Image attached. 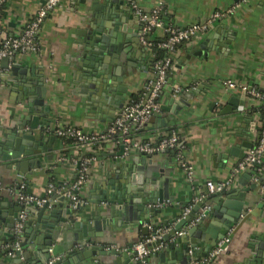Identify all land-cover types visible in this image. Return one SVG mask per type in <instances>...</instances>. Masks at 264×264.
Masks as SVG:
<instances>
[{
	"label": "crops",
	"instance_id": "0c3cea01",
	"mask_svg": "<svg viewBox=\"0 0 264 264\" xmlns=\"http://www.w3.org/2000/svg\"><path fill=\"white\" fill-rule=\"evenodd\" d=\"M118 1L122 0H59L39 27L34 39L36 51L18 54L8 60L6 68L2 67L0 204L3 203V206L0 207V213L5 214L11 206L21 210L14 196L6 192L18 175L22 176L25 183V192L38 198H45L46 187L52 184L53 192L46 198L51 200L46 212L55 210L58 201L52 198L61 192L66 193L76 177V161L90 154L94 161L90 163L87 177L76 193L82 209L73 218L67 217L61 209L65 220L72 222L66 224L68 230L62 229L52 241L48 249L50 259H57L55 262L59 264L71 260L76 263L78 254L88 251L92 246L100 251L114 250L120 258L123 253L129 257L136 242L150 240L149 244L156 243L154 247L159 248L145 260L146 264H178L182 244L177 243L175 238L186 236V229L197 228L201 213L216 206L217 199L224 198L221 194L218 198L207 199L216 192L209 194L205 183L217 184L229 179L236 162L247 150L245 148L253 145L263 124L261 114L257 111L258 100L226 89L221 82L230 81L235 86H245L264 95V0H135L144 12L159 8L162 21L179 29L203 22L214 11L231 10L206 32L177 46L171 56L172 66L166 84L157 98V112L139 127L132 129L133 139L152 144L173 131L179 138L180 156L190 169L189 175L179 167L173 154L168 151L145 155L129 149L125 153L120 149L121 144L111 141L104 142L97 150L86 146L65 148L62 141L52 134L55 128H74L86 134H102L113 120L107 113L106 104L107 108L103 110L92 106L90 93L94 90L89 86L96 87L91 78L95 70L94 63L90 54L82 56L80 50L88 38L86 19L92 21L106 10L113 11ZM42 4L43 0H8L2 13L3 31L0 38L16 35ZM116 18L122 26L123 16L118 13ZM123 26L126 31L130 24L126 22ZM118 30H121L120 26ZM160 38L158 31L151 34L154 41ZM194 46H202L203 50H199L196 57L190 55L186 58ZM138 61L141 60L133 61L135 66L131 69L132 75L125 79V105L132 95L141 92L149 75V61L143 70ZM12 67L15 70L11 71ZM22 82L30 86V100L35 98L32 96L35 88L43 90V106L48 108L47 116L51 121L47 128H41L42 124H39L32 132L35 141L39 136L42 138L37 148L45 149L44 152L12 159L9 153L14 146L15 134H26L29 130V124L26 123L19 131L25 116L21 113L25 102L18 88ZM233 97H237L236 107L227 110ZM36 113L42 115L41 108H37ZM41 121L39 118L38 123ZM8 135L10 141L6 139ZM51 137L53 140L48 142ZM143 155L145 161L140 177H152L157 184L168 180L171 202L152 206L156 214L146 216L148 224L137 226L130 223L121 212L119 214L117 209L120 206L111 202L108 196L117 192L123 179L129 177L128 169L144 158ZM35 159L36 168L33 163ZM16 165L22 171L16 170ZM253 186L255 189L251 190ZM245 189L248 192L243 196L244 210L241 216L244 222L238 233L228 241V235H231V231H228L216 244L220 251L211 259L207 255L215 247L203 256L197 246L201 244L199 232L187 236L185 239L193 243L187 246V264L206 258L207 264L262 262L251 258L248 246L261 244V254L264 255V198H261L264 193V174L247 167L234 174L229 186L218 192ZM201 202L202 207L194 212V206ZM71 206H74L72 202ZM37 211L36 207H27L24 223L35 218ZM190 213L197 219L190 218L174 237H168L161 243L156 242ZM141 227L147 228V235H143ZM153 227L157 232L154 237L151 236ZM25 228L23 224L22 229ZM5 232L4 224H0V233ZM82 232L86 235L99 233L102 236L83 238L81 244L73 245ZM28 239L20 235L17 238L18 245ZM5 245H0V252L5 250ZM32 248L30 244L20 251L19 262L16 264H34L35 258L28 252ZM73 251L79 253L70 255ZM5 260L6 257H0V262ZM128 264H136V261L132 258Z\"/></svg>",
	"mask_w": 264,
	"mask_h": 264
},
{
	"label": "water",
	"instance_id": "95a60500",
	"mask_svg": "<svg viewBox=\"0 0 264 264\" xmlns=\"http://www.w3.org/2000/svg\"><path fill=\"white\" fill-rule=\"evenodd\" d=\"M124 5V6H123ZM122 5V1L116 2L113 11L106 10L103 12L102 16L97 19L90 21V18L86 19L87 26L89 27L88 38L83 42V46L80 50L81 55L90 54L92 61L94 63V72L91 75V78L96 83V87L89 86L90 89H93L90 93L92 96L91 103L95 108H100L103 110L105 104L108 106L107 113L111 116V119L119 113L125 105V92L126 86L124 83L125 79L132 75V68L135 66L133 63L134 60H141L138 63L141 65V69H144V66L147 64V61H150L149 52L143 48L138 41V33L140 26L135 23V20L129 10ZM121 6L124 8L122 9ZM118 13L123 16L122 26L119 25L116 16ZM129 22L130 27L125 31L123 23L126 24ZM120 26L121 30H118ZM126 33L121 35L120 33ZM194 38V37H193ZM191 40V39H190ZM189 40V41H190ZM205 43V42H204ZM199 50H203L202 46H194L188 51V58L190 55L196 57L199 55ZM213 50H216L213 48ZM8 63L7 59H2L0 61L1 68H6ZM15 70V67L10 69ZM19 90L22 93V101L25 102L22 105L21 113L25 114L19 131L22 127L26 126V123L29 124L28 132L22 134L21 132L15 134V139L12 146V151L9 153V157L12 159L20 158L21 156H31L38 155L41 152H44L45 149H38L40 145L39 142L42 141V138L39 136L37 141L33 136V131L36 129L37 125L42 124L41 128H47L51 119L47 116L48 108L43 106V90L40 88H35L32 96H35L32 100L29 99L30 91L29 84L22 82L18 86ZM105 96H111V99H107ZM237 97H233L232 101L228 103L227 110H231L232 107H236ZM235 103V104H234ZM41 108L42 115L36 113V109ZM41 118V122L38 123V119ZM10 141V136L6 137ZM53 140L49 138L48 142ZM251 145H248L245 149L250 148ZM121 151L123 150L122 145L120 146ZM238 150V148H236ZM167 152V151H163ZM238 152V151H237ZM144 158L140 159L134 167H130L127 173L129 177H125L120 183V186L117 192L108 196L110 201L114 202L118 207V212L126 216L127 220L130 223H135L137 226H142L148 224V219L150 213L156 214V209L152 206L155 204L162 205L163 202H171V197L168 196V180H162L160 184L155 183V179L152 177L146 178L140 177L142 173V168L144 165ZM34 166H37V159L33 161ZM21 166V165H20ZM141 168V169H140ZM16 170L22 171L19 165L15 166ZM134 174V175H131ZM135 174H138L135 177ZM251 190H254L255 187H251ZM248 192V189L244 191H223L216 192L207 199H215L224 195L223 199H217L216 206L212 209L203 211L197 221V228L186 229V236H179L175 238L177 243L182 244L179 254L178 264H187L188 261V252L187 246L192 245L191 240H186L185 238L196 235L199 232V237L201 244L198 243L202 255L204 256L209 250L214 248L219 240H222L228 233L231 231V235H228V241L235 234L238 233L244 219H241L243 212V196L244 193ZM64 192L54 196L52 200H57V208L46 212L49 209V204L51 200L47 202L40 208H37V214L35 218L28 219L24 223L25 229H22L21 232L17 235L12 234V228L14 226L17 215L20 211V208L14 209L12 206L9 210L5 211V214L0 213V224H4L7 232L0 233V245H5L9 241L19 238L20 235L26 236V239L29 237L28 241L18 245V249L14 251L12 257L6 256L7 250L0 252V257H6L5 261H1L0 264H16L19 262L20 251L25 247H28L30 244L33 245L32 251H28L29 254L35 258L34 264H42L50 260V255L48 254V249L51 246L52 241L57 237L62 229L67 228V223L70 224L72 221L68 222L64 218L61 209L65 211V215L69 218H73L76 212H80L82 206L79 203H76L74 206H71V202L63 196ZM261 198H264V193L261 194ZM203 202L197 203L193 211L196 212L198 208H201ZM3 206V203L0 204V207ZM10 206V205H9ZM60 209V210H59ZM116 214V213H115ZM62 215V216H61ZM147 216V217H146ZM190 218L192 220L197 219L196 216L188 214L186 215L176 226H174L167 234L160 237L156 242L161 243L167 240L168 237H174L177 233L180 232V229L189 222ZM54 219V220H52ZM133 225V224H131ZM143 235H147V228H140ZM94 231H96V224H94ZM156 229L153 227L151 236H156ZM101 234H91L88 233L79 235L74 241L73 245H79L82 243L83 238L90 239L91 237L101 238ZM264 241V239H262ZM156 243L147 244L148 248L154 247ZM131 247V245H130ZM249 253L252 259H260L264 264V255L261 254L262 246L261 244H249L248 246ZM77 251L69 253L70 255L75 254ZM79 253V252H77ZM98 257V260H96ZM100 257V258H99ZM161 258V254H159ZM133 258V252L127 257L124 253L122 258L118 256V253L114 250L100 251V249L92 246L88 251H82L77 256V262L67 261V264H128L129 260ZM94 262V263H92ZM61 263V264H66ZM53 264H59L54 262ZM136 264H139L136 262ZM146 264V262H145Z\"/></svg>",
	"mask_w": 264,
	"mask_h": 264
},
{
	"label": "built area",
	"instance_id": "2783aa9c",
	"mask_svg": "<svg viewBox=\"0 0 264 264\" xmlns=\"http://www.w3.org/2000/svg\"><path fill=\"white\" fill-rule=\"evenodd\" d=\"M7 1L8 0H0V34L3 31V18L1 17L3 12L1 8L6 5ZM122 1L133 16L135 23L140 26L138 41L139 44L149 52L150 59H152V55L150 54V49L152 48L165 51L169 57L167 56L153 61L151 71L144 81L141 89L142 93L138 101L133 102L129 100L128 104L117 113L102 134H86L74 128H55L52 134L58 139H69L80 145L111 141L113 136L118 135L116 143L122 145L123 152L126 153L129 149H135L139 153L145 155H151L162 151L171 152L174 160L178 162L179 167L189 175L190 169L180 156L181 146L179 138L173 131L169 132L165 137L158 139L155 144H152L133 139L129 135V130L139 127L152 114L157 112V98L166 84V78L172 66L170 57L175 52L176 46L182 42L189 41L199 33L206 32L213 23L231 13V10L214 11L203 22L179 29L159 19V8L144 12L137 6L135 0ZM58 2L59 0H43L42 6L22 25L20 31L16 35L0 38V61L2 59L10 60L18 54H29L36 51L34 39L39 31V27L46 14ZM155 31L161 34V38L153 43L151 34ZM2 74L3 70L0 67V86L2 84ZM221 85L226 89L239 94L243 93L246 97L258 100L259 107H262L260 114L263 124L255 137L253 145L247 149L240 160L236 162L229 179L217 184L211 182L205 183L206 190L209 194L224 190L231 183L234 174L243 171L251 165H256V171L264 174V95H260L254 89H248L245 86H235L230 81H222ZM92 161H94L93 157L85 159L80 158L76 161V177L68 187L66 193L63 194L73 205L79 203L76 198V193L84 183ZM53 188L52 184H48L45 190V198H38L25 192V183L22 176H17L13 185L6 189V192L13 195L16 202L21 207L12 228L13 235L19 234L22 230L26 218L25 209L32 206L36 208L42 207L47 202V196L52 194ZM161 231H165V229ZM149 242L150 240L138 241L132 246L133 258L139 264H145V260L159 248L156 246L149 249L147 247ZM17 248V240H14L10 244H6L5 249L7 250V256L12 257ZM219 248V246H215V249L209 251L207 255L208 259L215 257L220 251ZM55 261H57V259H50L42 264H53ZM207 261L206 258L193 261L190 264H207Z\"/></svg>",
	"mask_w": 264,
	"mask_h": 264
},
{
	"label": "trees",
	"instance_id": "16d2710c",
	"mask_svg": "<svg viewBox=\"0 0 264 264\" xmlns=\"http://www.w3.org/2000/svg\"><path fill=\"white\" fill-rule=\"evenodd\" d=\"M4 8H5V6H2V8H1L2 9V12H3ZM159 19L162 20V18L160 16H159ZM155 42L156 41L153 40V43H155ZM182 43H184V42H182ZM182 43H180L179 45H181ZM177 46H176L175 50L177 49ZM150 54L152 55V57H151L152 59H150L149 65H148V71L149 72L151 71V67H152L153 61H155L157 59H160V58L167 57V56L169 57V55L165 51L160 50V49H156V48L150 49ZM170 59H171V57H170ZM141 93H142V91L138 95H132L130 97V101L137 102L139 96L141 95ZM257 111H259V113H260V111H262V107H258V110ZM132 134H133L132 133V130H129V135L131 137H132ZM60 140L62 141V144H63V146L65 148L78 147V146H86V147L91 148L92 150H97V149H100L103 146V144H104V142H98V143H95V144L80 145V144L74 143L72 140H69V139H60ZM117 140H118V135H115V136L112 137L111 142L116 143ZM65 153L66 152H63V154H65ZM90 157H93V156L90 155V154H87L86 156H83L81 159L90 158ZM249 168L250 169H253L255 172L257 170V166L256 165H251V166H249ZM14 240H17V239L15 238ZM14 240H12L11 242H13Z\"/></svg>",
	"mask_w": 264,
	"mask_h": 264
}]
</instances>
